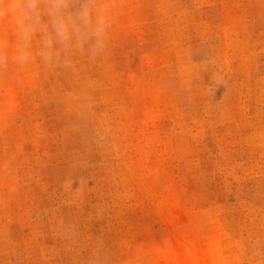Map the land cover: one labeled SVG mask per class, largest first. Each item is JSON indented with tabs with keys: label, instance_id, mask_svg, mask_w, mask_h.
Wrapping results in <instances>:
<instances>
[{
	"label": "rangeland",
	"instance_id": "1",
	"mask_svg": "<svg viewBox=\"0 0 264 264\" xmlns=\"http://www.w3.org/2000/svg\"><path fill=\"white\" fill-rule=\"evenodd\" d=\"M97 3L0 75V264H264V0Z\"/></svg>",
	"mask_w": 264,
	"mask_h": 264
},
{
	"label": "clouds",
	"instance_id": "2",
	"mask_svg": "<svg viewBox=\"0 0 264 264\" xmlns=\"http://www.w3.org/2000/svg\"><path fill=\"white\" fill-rule=\"evenodd\" d=\"M7 20L15 33L10 45L0 33V75L13 68L24 71L35 57L50 64L63 54V66L69 57L87 46L93 54L103 52L109 18L97 0H0V23ZM39 36L40 48L33 51Z\"/></svg>",
	"mask_w": 264,
	"mask_h": 264
}]
</instances>
